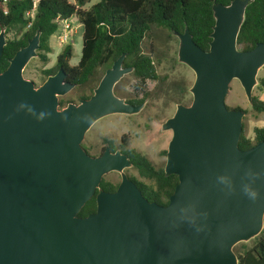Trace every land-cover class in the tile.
<instances>
[{
  "label": "water",
  "instance_id": "1",
  "mask_svg": "<svg viewBox=\"0 0 264 264\" xmlns=\"http://www.w3.org/2000/svg\"><path fill=\"white\" fill-rule=\"evenodd\" d=\"M253 0L212 4L207 50L185 29L177 61L194 73L188 105L161 123L171 131L163 171L177 176L167 203L149 201L129 178L126 154L93 156L81 145L99 119L134 115L145 106L114 92L133 71L125 54L105 69L89 97L61 107L75 87L60 66L36 85L23 70L37 56V30L0 71V264H238L234 246L264 227V140L238 142L245 111L225 98L237 80L250 105L264 66V41L239 48L237 36ZM6 44L0 26V58ZM117 172L113 191L104 175ZM95 196L96 208L78 215Z\"/></svg>",
  "mask_w": 264,
  "mask_h": 264
},
{
  "label": "trees",
  "instance_id": "2",
  "mask_svg": "<svg viewBox=\"0 0 264 264\" xmlns=\"http://www.w3.org/2000/svg\"><path fill=\"white\" fill-rule=\"evenodd\" d=\"M86 1L88 0H75L74 3L67 0H0V26L4 27L5 33L14 34V37L6 39L0 58V71L8 66L9 59L27 44L37 30L40 32L39 50L43 52L40 56L46 61L45 53L51 51L49 38L57 30L58 22L75 16L82 25L80 57L77 63L70 65L72 46L70 43L65 45L56 56L55 67L43 71L46 76L62 66L67 79L80 85L87 82L96 69L105 70L117 57L125 54L124 65L133 67L132 74L136 79L141 82L156 80L158 75L153 60L141 49L144 36L151 27H162L173 34L188 29L195 44L207 50L214 25L212 4H228L231 0H99L85 9L83 5ZM262 41L264 0H253L246 7L237 44L241 49L248 50ZM260 84L264 90V80ZM86 97L88 95L82 96ZM143 100L144 98L127 101L136 104ZM59 102L60 105L63 103L61 100ZM251 106L254 111L264 115V101L252 97ZM253 132L255 137L252 141L243 135L242 130L238 142L240 149H248L264 140L263 127H255ZM124 152L130 156L138 175L149 181L136 183L142 194L149 201L167 203L177 184V176L166 175L162 167H156L134 149ZM100 187L113 191L117 184L103 178ZM95 208L96 200L93 196L78 215L85 216ZM251 241L250 247L243 246L244 243L241 249L234 246L238 264H264V227Z\"/></svg>",
  "mask_w": 264,
  "mask_h": 264
},
{
  "label": "rangeland",
  "instance_id": "3",
  "mask_svg": "<svg viewBox=\"0 0 264 264\" xmlns=\"http://www.w3.org/2000/svg\"><path fill=\"white\" fill-rule=\"evenodd\" d=\"M67 1L75 2V0ZM97 1L99 0H88L83 8L87 9ZM66 24L68 25L66 26ZM81 35L82 25L75 16L67 21H59L57 30L49 38L51 51L45 53L46 61H43L40 56L43 52L38 50L37 56L30 59L25 66L24 77L32 80L36 85H40L47 77L43 71L55 67L56 56L69 43L72 46L69 64L77 63L81 54ZM12 37H14L12 32L5 33L6 39ZM64 37L66 38L62 42L60 39ZM177 47L178 39L173 33L162 27H151L144 36L141 49L144 54L151 56L158 78L141 82L131 72L125 74L114 87L115 94L125 100L144 98L146 100L144 108L134 115L112 114L96 121L85 133L81 142L87 152L96 155L101 150L104 139H110L117 145L124 137L127 140L128 148H134L156 167L163 168L171 131H162L161 123L174 113L177 104L188 105L190 103L191 94L188 89L194 81L192 70L177 61ZM103 72L101 68L96 69L87 82L75 85L68 93L60 96L59 100L63 101L60 106L63 107L68 102H76L83 95L91 94ZM256 80L257 84L253 87L252 97L264 101V90L260 84V81L264 80V66L258 71ZM145 93H147L146 96ZM225 103L228 107H240L245 111L242 122L243 135L253 141L255 137L253 129L255 127L264 128V115L252 109L240 83L235 79L230 83ZM126 172L137 181L149 182L140 177L134 167L126 169ZM103 178L112 184H117L120 181L117 172H110ZM242 243L245 247L252 245V241L249 240L236 244L235 248L241 249Z\"/></svg>",
  "mask_w": 264,
  "mask_h": 264
},
{
  "label": "flooded vegetation",
  "instance_id": "4",
  "mask_svg": "<svg viewBox=\"0 0 264 264\" xmlns=\"http://www.w3.org/2000/svg\"><path fill=\"white\" fill-rule=\"evenodd\" d=\"M112 64V63H111ZM123 66H130V65H124V62H123ZM60 67V66H59ZM109 67V66H108ZM107 67V68H108ZM103 71H105V70H103ZM104 73V72H103ZM90 96V94L88 95V97ZM82 98V97H81ZM81 98H79V99H81ZM78 99V100H79ZM78 100L76 101V102H78ZM127 101V100H126ZM76 102H74V103H76ZM128 102V101H127ZM142 102V101H141ZM129 103H131V102H129ZM140 103V102H139ZM132 104H134V103H132ZM136 104H138V103H136ZM104 141V144H103V146L101 147V150L99 151V153L98 154H96V155H93V156H98V155H100V154H102V152L104 151V149L106 148V147H108L109 148V150L111 151V152H115V151H120V152H122V153H124V154H126L128 157H130L126 152H124V150H127V149H134V148H128L127 147V140L124 138V137H122L121 139H120V142L116 145V144H114L110 139H104L103 140ZM84 148V147H83ZM85 149V148H84ZM86 150V149H85ZM135 150V149H134ZM87 151V150H86ZM136 151V150H135ZM89 153V152H88ZM166 153V152H165ZM90 154V153H89ZM130 160H131V158H130ZM132 161V160H131ZM132 167H134V166H132ZM132 167H130V168H132ZM127 169H129V168H127ZM125 172H126V169H125ZM127 173V172H126ZM138 173V172H137ZM127 175L129 176V178H131V177H133V176H131V175H129L128 173H127ZM105 176V175H104ZM120 176V175H119ZM141 177V176H140ZM143 178V177H142ZM103 179V178H102ZM132 180H135L136 181V183L138 182L136 179H134V178H131ZM139 182H141V181H139ZM119 183V182H118ZM118 183H117V185H118ZM109 191V190H108Z\"/></svg>",
  "mask_w": 264,
  "mask_h": 264
},
{
  "label": "built area",
  "instance_id": "5",
  "mask_svg": "<svg viewBox=\"0 0 264 264\" xmlns=\"http://www.w3.org/2000/svg\"><path fill=\"white\" fill-rule=\"evenodd\" d=\"M65 21H67V20H65ZM68 24H66V26H67ZM61 38V37H60ZM66 37H64V38H62V39H60L62 42H63V40L65 39Z\"/></svg>",
  "mask_w": 264,
  "mask_h": 264
}]
</instances>
